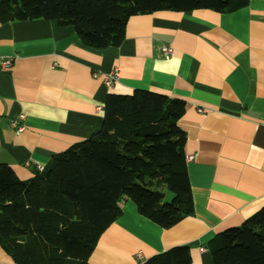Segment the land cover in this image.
<instances>
[{"label":"crops","instance_id":"0c3cea01","mask_svg":"<svg viewBox=\"0 0 264 264\" xmlns=\"http://www.w3.org/2000/svg\"><path fill=\"white\" fill-rule=\"evenodd\" d=\"M166 45L168 58L160 51ZM112 69L117 82L109 89L94 75ZM137 89L184 106L176 124L185 135L193 214L162 229L124 200L88 264H142L182 245L190 264H212L207 243L264 207V0L230 14L131 16L122 43L100 49L53 20L0 21V164L22 181L45 174L53 155L100 130L109 92ZM0 264H14L1 248Z\"/></svg>","mask_w":264,"mask_h":264},{"label":"trees","instance_id":"16d2710c","mask_svg":"<svg viewBox=\"0 0 264 264\" xmlns=\"http://www.w3.org/2000/svg\"><path fill=\"white\" fill-rule=\"evenodd\" d=\"M248 0H0V21L53 20L89 48L118 47L127 20L156 12L230 14ZM102 127L52 156L49 170L19 180L0 164V248L14 264H88L101 234L131 201L162 229L193 214L177 127L182 103L133 90L109 92ZM169 200L167 201V199ZM212 264H264V207L206 245ZM189 247L170 248L142 264H190Z\"/></svg>","mask_w":264,"mask_h":264},{"label":"built area","instance_id":"2783aa9c","mask_svg":"<svg viewBox=\"0 0 264 264\" xmlns=\"http://www.w3.org/2000/svg\"><path fill=\"white\" fill-rule=\"evenodd\" d=\"M160 51H161V54L165 58L170 57L172 54V48L168 45L161 47ZM10 64H11L10 59H5L2 62V65L5 67H8ZM98 74H95L94 77H99V76L102 77V83L104 84L105 87H107L109 89L112 88L114 86V84L117 82V69H112L111 71H109L108 73H105L103 75H100V74L98 75ZM99 110H101V109H99ZM197 112L202 113V109L200 107H198ZM18 118H19L18 120L23 119V115H20ZM18 120H13V121H10V123H9V125L15 130L16 133H20L23 130V126L18 124ZM188 159H190V157H188ZM25 165H28V163H25ZM136 258L138 260H140L142 258L141 254L137 253Z\"/></svg>","mask_w":264,"mask_h":264},{"label":"rangeland","instance_id":"374dc122","mask_svg":"<svg viewBox=\"0 0 264 264\" xmlns=\"http://www.w3.org/2000/svg\"><path fill=\"white\" fill-rule=\"evenodd\" d=\"M169 200V198L167 199V201Z\"/></svg>","mask_w":264,"mask_h":264}]
</instances>
